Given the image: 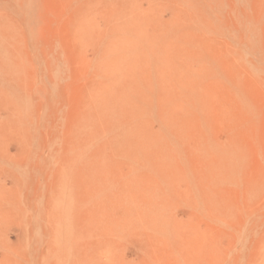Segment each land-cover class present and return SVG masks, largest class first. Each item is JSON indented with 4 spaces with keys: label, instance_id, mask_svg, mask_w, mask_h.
<instances>
[{
    "label": "rangeland",
    "instance_id": "1",
    "mask_svg": "<svg viewBox=\"0 0 264 264\" xmlns=\"http://www.w3.org/2000/svg\"><path fill=\"white\" fill-rule=\"evenodd\" d=\"M0 264H264V0H0Z\"/></svg>",
    "mask_w": 264,
    "mask_h": 264
}]
</instances>
